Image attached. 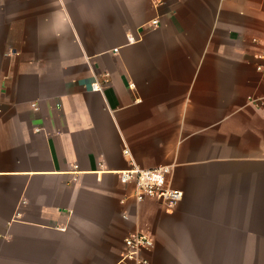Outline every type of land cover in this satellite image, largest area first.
Listing matches in <instances>:
<instances>
[{
  "label": "crops",
  "instance_id": "1",
  "mask_svg": "<svg viewBox=\"0 0 264 264\" xmlns=\"http://www.w3.org/2000/svg\"><path fill=\"white\" fill-rule=\"evenodd\" d=\"M250 98L264 0H0V264H118L138 231L151 264L264 252ZM132 166L170 167L177 207L135 202Z\"/></svg>",
  "mask_w": 264,
  "mask_h": 264
},
{
  "label": "built area",
  "instance_id": "2",
  "mask_svg": "<svg viewBox=\"0 0 264 264\" xmlns=\"http://www.w3.org/2000/svg\"><path fill=\"white\" fill-rule=\"evenodd\" d=\"M158 21L153 20L152 25L157 26ZM131 41L132 39L129 38ZM260 69V68H258ZM92 90L98 91V84H92ZM249 102L257 107L264 106V98H250ZM41 131L40 128L35 129ZM124 154L128 155V149H124ZM76 169L77 166L74 165ZM170 175V167H159L156 169H141L132 166L126 171L119 173L122 183H133L134 191L132 198L135 202H142L146 199L159 201L166 210L173 211L182 199V192L168 186L167 178ZM153 237L145 232L129 234L123 240V248L119 255L118 264H151L147 256L154 249Z\"/></svg>",
  "mask_w": 264,
  "mask_h": 264
},
{
  "label": "rangeland",
  "instance_id": "3",
  "mask_svg": "<svg viewBox=\"0 0 264 264\" xmlns=\"http://www.w3.org/2000/svg\"><path fill=\"white\" fill-rule=\"evenodd\" d=\"M184 264H264V252H186Z\"/></svg>",
  "mask_w": 264,
  "mask_h": 264
}]
</instances>
